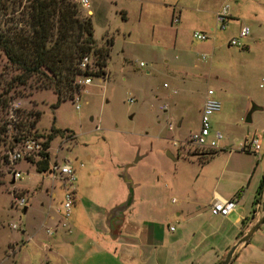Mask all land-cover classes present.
I'll list each match as a JSON object with an SVG mask.
<instances>
[{"label":"rangeland","instance_id":"1","mask_svg":"<svg viewBox=\"0 0 264 264\" xmlns=\"http://www.w3.org/2000/svg\"><path fill=\"white\" fill-rule=\"evenodd\" d=\"M22 1L23 7L16 13ZM73 1L80 17L91 20L93 48L108 50L106 66H97L93 55L88 54L91 64L85 71L92 73L87 75L89 85L78 84L82 75L77 76L74 83L78 92L72 100L55 107L52 91L19 85L11 92L12 100L3 113L6 131L0 135L5 137L0 142V156L11 145V138L18 135L20 117L38 112L34 127L18 137L44 141L52 136L47 151L49 170L54 163H70L76 206L90 215L116 200V205L131 209L140 195L157 191V206L167 219L173 218L184 202L172 186L179 176L187 174L192 181L198 174L207 173L222 178L221 185L229 184L240 173L251 176L263 148L255 155L242 151L239 142L246 132L264 129V113L260 123L256 119L245 122L253 106L264 107V3L87 0L88 14L78 0ZM0 3V29L4 30L20 20L27 1ZM225 5L232 17H227L222 28L216 14ZM10 12L15 14L8 15ZM175 17L177 23L173 22ZM242 25L248 27V36L241 40L242 46H230L229 40L238 36ZM195 32L206 35V39H193ZM0 73H5V78L17 73L1 54ZM209 89L221 105L210 117L211 128L221 133L222 139L218 148L212 149L217 153L200 164L198 161L205 158L201 154L209 149L196 147L189 137L199 127L200 109ZM194 158L192 163L186 161ZM41 159L34 156L16 163L14 169L21 171V177L13 183L7 161H0V264H50L46 258L49 252L41 247L43 231H36V227L46 213L61 207L65 192L58 177L36 172V161ZM13 192L17 198L26 199L27 211L14 204ZM187 194L189 204L183 206L190 211L195 192ZM172 198L177 201L172 202ZM261 199L249 220L261 218ZM169 224L178 226L172 220ZM232 258L230 264H264V220ZM63 261L73 264L61 257L58 264H65Z\"/></svg>","mask_w":264,"mask_h":264},{"label":"crops","instance_id":"2","mask_svg":"<svg viewBox=\"0 0 264 264\" xmlns=\"http://www.w3.org/2000/svg\"><path fill=\"white\" fill-rule=\"evenodd\" d=\"M258 1L264 3V0ZM235 12L238 13L236 7ZM252 111L257 113L251 115ZM263 113L264 107L253 106L250 123L255 119L260 123ZM178 124H181V119ZM247 135L250 134L246 132L245 137ZM261 148L263 153L258 157L260 163L257 161L251 176L240 173L229 184L221 185L222 178L210 177L207 173L198 174L192 181L187 174L179 176L172 186L184 202L177 207L173 218L167 219V215L157 206L160 198L156 196L157 191L140 195L139 202L131 209L127 205H116V200L105 206V210L91 212L92 215L83 208L79 209L74 197L69 217L65 220L66 226H61V207L52 214L46 213L39 222L36 231H43L42 250L49 252L46 258H50V264H58L59 257L67 258L73 264H217L258 219L249 220L257 209L258 203H254V199L264 175V141ZM191 160L196 159L186 161L192 163ZM10 183H13L12 179ZM191 190L195 194L191 201L193 207L189 211V207L183 204H189L187 192ZM260 197L262 210L264 188ZM231 198H235L236 205L230 214L225 217L211 215L209 206L215 199ZM24 209L27 211V207ZM171 220L178 226H169ZM59 228L63 230L58 231ZM46 230L52 231V234L48 235ZM21 233L25 234L26 230ZM242 248L243 245L238 247L233 256H237ZM63 262L67 264V261Z\"/></svg>","mask_w":264,"mask_h":264},{"label":"trees","instance_id":"3","mask_svg":"<svg viewBox=\"0 0 264 264\" xmlns=\"http://www.w3.org/2000/svg\"><path fill=\"white\" fill-rule=\"evenodd\" d=\"M26 1L25 11L23 13L21 11L20 20L13 23L14 26L0 29V54L5 58L9 68L17 72L8 78L4 77L5 73H0V135L6 131L3 113L12 100L11 92H15L19 85L52 91L56 96V102L52 105L55 107L64 100H72L74 93L78 92V87L74 83L77 76L92 75L78 68V63L84 56L91 53L100 67L106 66V59L109 56L107 49L93 48L91 20L80 17L73 0ZM99 72L102 74V71ZM30 117L34 119H29ZM38 117L39 113L34 111L22 115L16 125L18 135L24 131L29 132ZM51 130L56 134L60 132ZM18 135L11 138V145L0 156V161H7L6 152L21 141L23 137ZM4 138L0 136V142L5 141ZM51 139L52 136L49 135L42 142L44 150L49 148ZM216 153L217 150H208L201 154L205 156L204 160L198 162L203 164ZM40 154L42 159L36 161L35 170L37 173H47L48 153L44 151ZM263 188L264 175L259 182L254 203H258ZM12 197H16L14 192Z\"/></svg>","mask_w":264,"mask_h":264},{"label":"built area","instance_id":"4","mask_svg":"<svg viewBox=\"0 0 264 264\" xmlns=\"http://www.w3.org/2000/svg\"><path fill=\"white\" fill-rule=\"evenodd\" d=\"M11 1V0H10ZM23 3L18 2V8L16 13H20V10L23 7ZM78 5L87 10V13L90 14L88 10V1L87 0H78ZM15 12H10L8 15L13 16ZM221 27H225V23L228 15V6L225 5L221 8L219 12L216 14ZM2 17V16H0ZM174 23H177V18L173 19ZM249 34V29L247 26L242 25L239 29L238 36L236 38H232L229 40L228 44L230 46H242L241 40L245 39ZM192 38L198 41H204L206 39V35L201 33H193ZM90 56V55H89ZM88 55L84 56L78 63V68L81 71L88 70L91 62ZM80 80L77 81L78 84L89 85L90 78L87 75L80 76ZM16 107V105H14ZM77 108V106H75ZM221 105L220 102L214 97L212 90H207L199 119V127L196 132H194L190 137L189 141L193 143L196 147L202 149H217L222 139V135L219 132L212 131L210 124V117L212 114L220 111ZM165 109V106L162 107ZM171 129V125L169 126ZM264 141V131L254 132L250 135H247L242 141L239 142V146L242 151H247L258 155L262 146V142ZM42 142L38 139L23 137L20 142L15 144V147L10 151H7V164L9 165L8 173L11 176V179L17 180L21 177V171L14 169L16 163L19 161H28L29 158L36 156L38 159H41V152L48 151L44 150L42 147ZM52 177H58L61 180V187L64 189V199L61 202L62 209V219L63 222L61 226H66L67 218L70 214V209L74 202V168L70 165L68 161L63 162L60 166L55 164L50 168L49 172ZM14 204L18 207H25V199L22 197H14ZM172 202H175L173 199ZM236 205L235 198H231L228 200H220L215 199L211 205L209 206V211L213 216H221L225 217L230 214ZM13 229H16L15 225H12ZM172 230V228L170 229ZM48 235L52 234V231L46 230Z\"/></svg>","mask_w":264,"mask_h":264},{"label":"water","instance_id":"5","mask_svg":"<svg viewBox=\"0 0 264 264\" xmlns=\"http://www.w3.org/2000/svg\"><path fill=\"white\" fill-rule=\"evenodd\" d=\"M245 122H247V123L250 122V112L246 115ZM167 156L172 158L170 153H167ZM23 212H25L24 208H23ZM263 220H264V200L262 202V216H261V218L258 221H256V223L252 227H250V229H248V231H246V233H244V235H242L232 247H230V249L227 251L223 261L221 262V264H230V261L234 255L235 251L237 250V248L244 245L249 240V238L252 236V234L261 225Z\"/></svg>","mask_w":264,"mask_h":264}]
</instances>
